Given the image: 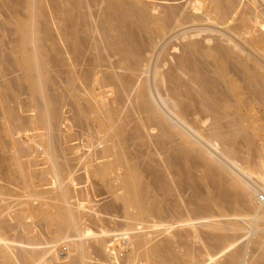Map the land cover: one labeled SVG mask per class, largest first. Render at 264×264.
<instances>
[{
	"label": "bare ground",
	"instance_id": "6f19581e",
	"mask_svg": "<svg viewBox=\"0 0 264 264\" xmlns=\"http://www.w3.org/2000/svg\"><path fill=\"white\" fill-rule=\"evenodd\" d=\"M259 5L0 0V264H264Z\"/></svg>",
	"mask_w": 264,
	"mask_h": 264
},
{
	"label": "rangeland",
	"instance_id": "374dc122",
	"mask_svg": "<svg viewBox=\"0 0 264 264\" xmlns=\"http://www.w3.org/2000/svg\"><path fill=\"white\" fill-rule=\"evenodd\" d=\"M258 1V4H260L259 5V7H260V10L264 13V1L263 0H257ZM263 64H264V62H263ZM264 66V65H263ZM102 97V96H101ZM65 112H67L66 111V109L64 110ZM71 115V113H66L64 116L65 117H69ZM73 129H72V133L74 134L75 133V131L76 130H78V132L80 133L81 131H79V129L77 128V127H72ZM78 132H76V134L78 133ZM77 134V136H76V138L77 139H80V141L78 140V143L79 142H81L82 140H84L85 139V137L86 136H83L82 135V133H80V134ZM75 134V135H76ZM82 137V138H81ZM75 143H76V141H75ZM88 186V184H81V186H80V184L78 185V186H76V189H83V190H86L85 189V186ZM90 187V188H89ZM90 189V190H89ZM103 192V190H102V188H100V187H96V186H93L92 185V189H91V185L90 186H88V192H87V194L89 195V197H91L90 199L92 200H90V204H91V206H94V204H95V206H101L102 204H105L106 202H108L109 201V195L108 194H100V192ZM98 192H99V194H98ZM97 194H98V196H97ZM101 195H102V197H101ZM105 196H106V198H105ZM100 197V198H99ZM260 199L262 200V196H260ZM105 200V201H104ZM86 201V200H85ZM93 203V205H92V203ZM89 204V205H90ZM11 225H13L14 224V222L12 221L11 223H10ZM64 244L62 243L61 244V249L60 248H58V252L60 253H58L61 257H65V254L64 253H66L65 252V245L63 246ZM125 251L126 250H120V251H118V249H116V248H114V246H112V245H110L108 248H107V253H108V258H109V260H107L108 258H104V260H107V262H98V263H100V264H135L136 262H137V260H136V262L135 263H132L133 261H135V259H133V257L130 255V253H129V251H127L126 253H125ZM246 253V252H245ZM114 256H113V255ZM127 255H128V260L131 262H128L127 261ZM107 257V256H106ZM115 257H117V258H115ZM114 258L115 259H117V260H114ZM124 259V260H123ZM103 260V261H104ZM145 260V259H144ZM116 261V262H115ZM142 261H143V259H142ZM45 262H46V264H49V262L48 261H46L45 260ZM45 262H44V264H45ZM140 262V260L138 261V263ZM143 262H145V261H143ZM143 262H140L139 264H143ZM137 263V264H138ZM96 264H97V262H96ZM145 264V263H144Z\"/></svg>",
	"mask_w": 264,
	"mask_h": 264
}]
</instances>
